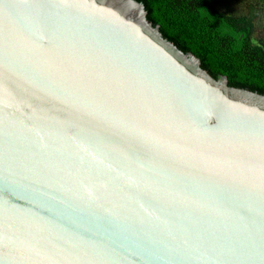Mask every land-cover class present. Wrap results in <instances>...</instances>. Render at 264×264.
Segmentation results:
<instances>
[{"label":"water","instance_id":"95a60500","mask_svg":"<svg viewBox=\"0 0 264 264\" xmlns=\"http://www.w3.org/2000/svg\"><path fill=\"white\" fill-rule=\"evenodd\" d=\"M0 264H264V94L139 0H0Z\"/></svg>","mask_w":264,"mask_h":264},{"label":"trees","instance_id":"16d2710c","mask_svg":"<svg viewBox=\"0 0 264 264\" xmlns=\"http://www.w3.org/2000/svg\"><path fill=\"white\" fill-rule=\"evenodd\" d=\"M162 34L185 52L194 53L213 77L264 94V0H248L245 13H226L217 0H139Z\"/></svg>","mask_w":264,"mask_h":264},{"label":"rangeland","instance_id":"374dc122","mask_svg":"<svg viewBox=\"0 0 264 264\" xmlns=\"http://www.w3.org/2000/svg\"><path fill=\"white\" fill-rule=\"evenodd\" d=\"M216 2V8L226 13H245L249 9L248 0H217ZM255 29L258 35H264V23L258 20Z\"/></svg>","mask_w":264,"mask_h":264},{"label":"flooded vegetation","instance_id":"af4514ba","mask_svg":"<svg viewBox=\"0 0 264 264\" xmlns=\"http://www.w3.org/2000/svg\"><path fill=\"white\" fill-rule=\"evenodd\" d=\"M216 4H217V2H216Z\"/></svg>","mask_w":264,"mask_h":264}]
</instances>
